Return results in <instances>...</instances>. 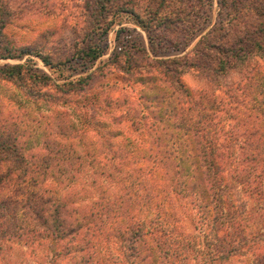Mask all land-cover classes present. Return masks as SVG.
<instances>
[{
	"label": "trees",
	"instance_id": "trees-1",
	"mask_svg": "<svg viewBox=\"0 0 264 264\" xmlns=\"http://www.w3.org/2000/svg\"><path fill=\"white\" fill-rule=\"evenodd\" d=\"M126 4L93 0L89 13L114 5L125 10ZM4 5L0 0V58L34 53L51 69L65 65L63 57L53 60L48 52L13 44L3 32ZM160 7L147 12L157 14ZM245 10L254 13L213 28L192 54L159 58L139 71L141 95H106L103 110L97 106L103 91L92 89L93 71L58 83L29 64L0 67V79L40 95L39 104L0 106V264L17 244L40 259L39 250L49 249L53 264H231L244 252L252 256L245 264H264V239L250 235L253 210L246 212L241 202L243 194L253 201L264 197V83L251 76L240 94L225 99L195 92L183 80L187 71L204 72L210 64L224 76L249 50H264V4ZM237 22L242 32L232 39ZM104 50L101 44L83 49L84 63H95ZM50 86L65 100L55 104ZM80 94L83 129L64 109L66 97ZM42 105L52 114L46 124L35 119ZM116 107L126 109L132 130L145 134L143 142L117 129ZM80 184L99 196L76 199ZM183 209L194 212L196 231L185 230Z\"/></svg>",
	"mask_w": 264,
	"mask_h": 264
},
{
	"label": "rangeland",
	"instance_id": "rangeland-1",
	"mask_svg": "<svg viewBox=\"0 0 264 264\" xmlns=\"http://www.w3.org/2000/svg\"><path fill=\"white\" fill-rule=\"evenodd\" d=\"M2 1L5 4L3 32L13 44L35 47L51 54L53 60L63 57L66 62L65 65L51 69L39 56L32 53L17 58H0V67L6 64H29L40 72L50 74L58 83L69 78L86 76L88 72L93 71L95 79L91 81L92 89L94 87L96 91H103L104 102L97 104L102 110L105 107L106 95L116 98L127 94L137 99L141 95L142 86L135 75L139 71L150 70L157 59L192 54L201 38L213 28L219 29L228 22L237 21L236 16L242 13H248L243 17L249 18L254 10L247 12L245 6H251L256 2L259 5L264 4V0H165L163 2L162 0H124L127 2L125 10H118L114 5L106 10L101 8L94 15H90L93 0ZM159 6L161 9L157 14L147 12L148 8L155 12ZM132 11L140 14L149 29L142 27L135 20ZM236 25L235 33L230 32L232 39L242 32L243 23L237 22ZM91 44H101L105 50L103 56L95 63L86 64L82 50ZM248 52L251 54L245 58L243 64L240 63L238 68L232 69L224 76L215 74L213 64H210L209 67L205 65L204 72L187 71L183 75V80L195 92L213 93L214 91L225 99H233L234 94H240L239 90L244 85L248 86V79L251 76L257 75L264 83V50L258 46L254 51ZM128 67L129 71L126 70ZM48 90L57 96L55 104L65 100V98L61 99V94L54 86H50ZM39 96L37 92L30 94L26 90L23 91L12 81L0 79V106L3 105L8 110L10 107L15 108V104L21 101H26L24 103L26 105L39 104L40 101L36 102ZM83 97L85 96L81 94L66 97L69 106L64 108L76 121V127L79 126L81 129L87 117V113L84 112L86 105ZM32 106L37 107L34 112L40 110L39 105ZM45 106L47 105H42V113H36L37 118H35L43 124L50 120L46 116L52 115L44 108ZM112 113L118 119V123L115 124L118 130L125 132L136 144L143 142L145 134L132 130L131 123L126 120V109L116 107L112 109ZM121 114H125V119H121L124 118L120 117ZM228 127L229 121L225 120L221 125L223 133H226ZM105 187L109 189L110 185ZM77 188L80 192L74 195L76 199L86 201L99 196L96 189L82 188L81 184ZM243 195L241 202L246 205V212L253 210L248 221L250 235L261 234L264 239V197H258L253 201ZM183 215L185 230L196 231L193 224L194 212L183 209ZM34 252L27 245L17 244L15 249L4 255V261L6 264H53V256L49 249L39 250L42 259ZM250 257L252 256L244 252L242 256L234 258L231 264H245ZM59 263L68 264L64 261Z\"/></svg>",
	"mask_w": 264,
	"mask_h": 264
}]
</instances>
